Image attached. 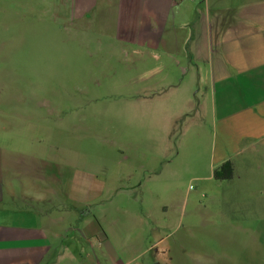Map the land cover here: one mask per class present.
Here are the masks:
<instances>
[{
	"label": "rangeland",
	"instance_id": "374dc122",
	"mask_svg": "<svg viewBox=\"0 0 264 264\" xmlns=\"http://www.w3.org/2000/svg\"><path fill=\"white\" fill-rule=\"evenodd\" d=\"M52 4L0 0L1 154L15 156L18 169L33 173L48 166L64 169L66 182L78 172L82 178L99 173L104 180L107 170L125 171V157L138 152L128 138L152 137L144 152L159 154L157 171L139 176L143 185L136 188L135 209L149 210L157 196L171 201L153 219L160 229L152 233L167 251L160 264H264V175L258 169L264 170V159L253 160L255 170L230 186L213 175L218 162L210 125L179 121L164 142L162 128L145 120L138 107L157 99L145 89L156 68L151 49L125 47L116 32L109 37L61 24ZM23 179H17L20 193L35 196L36 185ZM77 195L100 218L111 208L105 192L94 201ZM79 218L74 213L68 220L61 246L75 252L79 264L102 262L106 241L117 242L114 230L120 226L128 245L140 242L141 227L133 218L122 224L97 218L103 232L94 237ZM127 258L131 264H152L156 255Z\"/></svg>",
	"mask_w": 264,
	"mask_h": 264
},
{
	"label": "crops",
	"instance_id": "0c3cea01",
	"mask_svg": "<svg viewBox=\"0 0 264 264\" xmlns=\"http://www.w3.org/2000/svg\"><path fill=\"white\" fill-rule=\"evenodd\" d=\"M51 1L61 24L100 30L109 37L116 32L125 47L151 49L156 68L153 83L145 89L157 99L138 107L144 108V119L162 128L164 142L179 121L210 125L218 162L213 175L231 161L235 177L230 186L255 170L253 160L264 159V0ZM151 138H128L127 145L139 153L125 157V171H105L104 180L99 173L82 178L78 172L66 182L64 169L57 166L36 173L18 169L16 157L0 151V264H79L75 252L61 249L74 213L80 214L83 230L91 237L103 232L98 219L122 224L133 218L141 227L140 242L132 246L126 242L125 228L115 229L117 242L105 240L109 246L102 262L93 261L96 264H131L133 260L123 256L150 251L156 255L152 264H160L167 251L152 233L160 229L153 219L161 217L171 201L157 196L149 210L135 209L136 188L143 185L139 176L157 171L159 154L144 152L151 149ZM19 176L36 185L35 196L20 193ZM80 192L92 201L103 192L109 194L111 208L98 217L89 201L79 198Z\"/></svg>",
	"mask_w": 264,
	"mask_h": 264
},
{
	"label": "trees",
	"instance_id": "16d2710c",
	"mask_svg": "<svg viewBox=\"0 0 264 264\" xmlns=\"http://www.w3.org/2000/svg\"><path fill=\"white\" fill-rule=\"evenodd\" d=\"M235 177L234 164L231 161L223 163L214 171V178L218 181L229 182Z\"/></svg>",
	"mask_w": 264,
	"mask_h": 264
}]
</instances>
